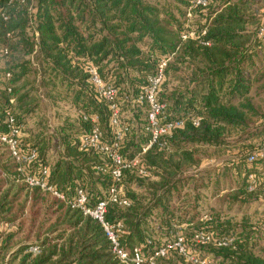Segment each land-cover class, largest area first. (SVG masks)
Segmentation results:
<instances>
[{
  "label": "trees",
  "instance_id": "16d2710c",
  "mask_svg": "<svg viewBox=\"0 0 264 264\" xmlns=\"http://www.w3.org/2000/svg\"><path fill=\"white\" fill-rule=\"evenodd\" d=\"M207 3V8H197L192 0H0V135L9 134L10 119L23 133V119L36 112L31 78L40 77L45 86L63 90L79 126L61 129L52 164L47 159L49 144L23 136L22 151L38 153L26 173L50 169L51 186L69 200L82 190L87 207L94 209L107 201L114 182L109 162L94 151H82L80 139L97 126L103 143L112 146L116 133L111 105H115L122 134L120 155L126 162L137 158L151 139L148 107L137 101L159 65L168 61L158 102L167 107L168 121H182L184 128L167 139L163 151L154 147L143 156L149 178L126 173L123 186L129 192L123 199L129 206L109 204L106 222L122 224L120 248L131 256L139 250L144 261L184 238L197 258L212 259L214 264H264V220L262 225L240 228L222 222L221 212L210 204L223 193L219 174L209 172L194 186V178H183L188 169L209 158V151L229 149L232 133H240V142L246 144L264 137V33L260 36L264 0ZM189 33L198 38L183 41ZM91 67L103 84L117 92L112 104L99 98L88 72ZM3 77L8 83H3ZM126 113L131 115L128 122L122 117ZM136 125L147 138H139ZM247 168L245 157L225 171L230 194L223 197V205L252 206L255 197L264 196V173L256 193H247L243 177ZM9 185L18 187L17 195L24 196L26 204L17 206V198L8 203L11 190L6 192L0 199L5 224L25 218L28 202L38 209L46 205L54 211L56 223L37 246L39 254L29 253L27 245L11 253L12 260L6 264H122L101 224L40 189L29 188L8 147L0 143V197ZM132 185L138 190L130 191ZM190 191L196 198L189 196ZM156 232L160 239L155 238ZM202 233L217 241L234 238L235 244L232 248H218L216 243L197 246L195 236ZM17 236L0 238V260ZM155 264L193 263L171 252L167 258L155 259Z\"/></svg>",
  "mask_w": 264,
  "mask_h": 264
},
{
  "label": "built area",
  "instance_id": "2783aa9c",
  "mask_svg": "<svg viewBox=\"0 0 264 264\" xmlns=\"http://www.w3.org/2000/svg\"><path fill=\"white\" fill-rule=\"evenodd\" d=\"M197 8H207V0H192ZM264 31L261 32L262 36ZM206 33L203 34L205 36ZM195 33H189L183 37V41L189 39H197ZM168 61H163L157 70V73L149 79L148 87L145 89L143 95L138 99L137 104L146 105L148 107V132L151 139L149 143L142 149V153L130 162H126L120 155V142L122 134L119 132V110L115 105H111L113 118L111 121L112 127L116 133V142L112 146H107L102 141V134L97 126L93 127L91 133L80 139V147L82 151H94L103 156L110 164V175L113 179V186L109 190V197L107 201L100 202L94 209L87 207V195L82 190L77 191L76 196L69 200L65 195L59 193L55 187L49 184L51 172L48 168H41V170L33 175L26 173V169L36 162L38 153L34 150L25 154L20 148L21 131L15 127L13 119L9 121V134L0 135V143L6 145L9 149L12 159L15 161L18 172L22 177V182L31 189H40L42 192L51 195L56 200L63 202L70 206L73 210L81 212L84 217H88L99 224L105 230L106 236L112 245L113 253L122 264H155V259L167 258L171 252H177L179 255L187 259L193 264H213L211 259L197 258L194 253L186 247L184 238H179L173 245H167L160 249L154 256V259L144 261L139 250H135L131 256L119 246L120 235L123 234V226H110L106 222L109 204H118L120 207L126 208L129 206L128 201L123 199L122 189L123 181L126 173L135 172L140 178H149L150 173L147 171L143 156L150 152L154 147L159 151H163L167 147V139H171L174 132L184 128V122H169L166 116L167 107L158 102V94L161 86L165 81V70L168 66ZM91 75L92 82L96 87V91L101 100L112 104L117 95V92L109 86L103 84L98 72L91 67L88 70ZM10 77L8 76V79ZM11 93V91H9ZM13 103V102H12ZM96 122L97 119H94ZM196 127L199 123L196 122ZM246 165L249 169H253L256 174L249 173L246 177V186L248 194H255L260 185L264 173V142L252 153L246 156ZM264 236V233H263ZM194 242L197 246L206 247L211 243H216L218 248H232L235 244L234 238H226L217 241L213 235L197 234ZM29 253L39 254L38 247L30 248Z\"/></svg>",
  "mask_w": 264,
  "mask_h": 264
},
{
  "label": "rangeland",
  "instance_id": "374dc122",
  "mask_svg": "<svg viewBox=\"0 0 264 264\" xmlns=\"http://www.w3.org/2000/svg\"><path fill=\"white\" fill-rule=\"evenodd\" d=\"M170 1V0H166ZM35 78L30 79V83H35L34 88V96H36V103L38 104V108L36 112L26 118L24 120V132L21 133V136L24 139H32L35 140L39 138V140L43 141V144L47 145L49 144L50 149L48 151L47 159H49L52 163L55 160V154L57 152V149L59 148L58 143L61 142L62 134L60 133L62 128H77L79 126V117L76 114L75 111H73V108L71 107V99L65 94V92L61 89H58L57 91L45 86V84L42 83L41 78ZM3 83H8V79L3 77ZM177 86V85H172ZM122 117L124 118V122H128L129 118H131V115L129 113L123 114ZM136 132L139 134V138L146 137L147 133L144 131H139V126H135ZM34 136V137H33ZM77 137V136H76ZM37 140V141H39ZM241 140V134L234 132L229 136V139L227 140L228 143H230L229 149L226 151H222L220 153H216L214 151H209L207 156L208 159H205L204 162L199 167H193L188 169L185 174L183 175V178H194L193 186L196 185L195 181H199L201 183V178L205 176L209 172H215V177H217V174L222 178L221 179V187H223V193H221V198L218 200H211L210 204L217 210L221 212V220L224 223H230L231 226H234L236 228H240L244 225H262L261 223L264 220L263 215L261 213H264V196H257L254 198V203L252 206L248 205H239L235 206L233 208H230L227 205L222 204V200L225 198L226 194H230V191H228L229 187L225 186V171L228 169H232L233 165H238V162L241 161V159L245 158L247 156V153L251 151V148L255 145L257 148L260 144L264 142V137L261 139H258L250 144L253 146H250V144H246L243 142H240ZM36 141V140H35ZM148 144V143H147ZM146 144V145H147ZM145 145V146H146ZM43 147V145H42ZM256 148V149H257ZM255 149V150H256ZM254 152V151H253ZM252 153V152H251ZM246 154V155H243ZM51 156V159H50ZM242 156V157H241ZM48 162V163H49ZM248 169V173L256 174V172L253 169ZM220 172H216V171ZM248 173L244 174L243 177H247ZM233 174L231 176V180L234 181L236 177L234 175V171H232ZM128 177V176H127ZM126 177V178H127ZM155 181V179H152ZM11 190V191H10ZM138 188L135 185H132L130 191H137ZM10 191V194L8 195V203L13 202L14 199H18L17 206H22L23 204H26V200L24 196L18 197V187L13 186H7L6 189L3 191V195L0 197V199L3 198L4 194L6 192ZM127 191L129 192L126 187H123L122 189V195L123 197L126 196ZM212 198V193H207ZM189 196H194L196 198V194L190 191ZM224 197V198H223ZM193 198V200H194ZM50 200V203L54 202L52 199ZM193 200L191 202H193ZM42 206V205H41ZM39 211V212H38ZM38 212V216L37 215ZM54 211H48V208L45 206L40 207L39 209L37 207H34L33 202H28L26 205L25 210V218L19 220L17 224H5V219H2L0 217V238H7L11 234H18V236L12 241V245L10 249L7 251L6 255L4 256V260H0V264H6L12 260L10 254H14L18 252L20 249L24 248V246H29L30 248H35L43 241L45 237H47L50 233V230L56 223V217L52 216ZM36 217L38 219L36 220ZM4 218V217H3ZM35 223V226L32 230V225ZM43 225V228L40 230L41 226ZM259 225V226H260ZM155 230H157V223H154ZM21 230V231H20ZM40 235L41 237H38ZM155 238H159V234L155 233ZM55 236V235H53ZM1 247V246H0ZM211 263L214 264V261L211 259ZM13 264H19L18 261L14 262Z\"/></svg>",
  "mask_w": 264,
  "mask_h": 264
}]
</instances>
